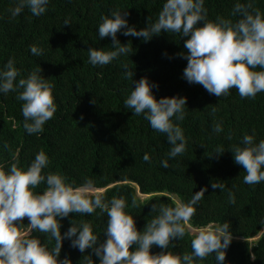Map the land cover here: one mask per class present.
Masks as SVG:
<instances>
[{
    "label": "trees",
    "instance_id": "trees-1",
    "mask_svg": "<svg viewBox=\"0 0 264 264\" xmlns=\"http://www.w3.org/2000/svg\"><path fill=\"white\" fill-rule=\"evenodd\" d=\"M163 3L164 0H50L41 16H33L25 8L11 17L9 9L15 6V0H0V67L14 57L19 79L40 66L42 75L55 85L57 106L42 133L28 134L21 112L24 102L16 99L18 92L0 93V162L10 165L15 157L18 166L26 168L43 150L50 160L44 171L62 173L77 185L90 178L94 188L104 189L106 200L125 197L126 211L133 215L138 231L158 214L152 211L153 204L157 209L160 204L175 206L172 196L187 202L206 187L184 237L171 241V248L164 251L190 253L196 234L188 226L200 229L227 222L232 240L223 264H264V182L245 184L244 168L234 162L229 149L246 133L254 131L257 141L264 139V92L255 98H241L233 88L229 95L217 97L202 85L189 83L183 78L187 60L178 55L187 53V37L164 31L147 42L118 32L117 39L122 44L130 42L132 53L102 67L88 62L89 48L111 47L110 37L99 39L97 34L101 16L112 10L126 11L129 25L139 30L154 22ZM235 3L236 0H205L208 19L221 16L235 22L239 19L231 14ZM252 6L264 12V0H253ZM65 19L70 23L64 24ZM33 44L43 49L41 56L31 54ZM122 64L132 69V79L124 78ZM141 77L158 85L152 89L156 99L186 98L185 119L179 123L187 145L185 152L175 158L167 157L171 145L166 137L123 104ZM215 121L222 122L219 134L212 131ZM218 147L224 151L215 153ZM145 153L150 162L144 161ZM163 159H168V168L162 167ZM217 181L225 185L224 189L211 186ZM45 187L42 183L36 191ZM229 192L234 203H229ZM107 219L99 209L91 215L69 213L60 219V231L63 234L72 223L90 222L102 243ZM28 223V217H24L22 230H27ZM30 236L38 237L48 247L55 245V240L45 233L32 230ZM134 247L130 246V251ZM160 251L156 245L150 249L152 253ZM86 255L93 264H99L92 249L80 252L71 246L70 239L63 240L60 259L67 256L72 264H87ZM200 264H216L215 254H209Z\"/></svg>",
    "mask_w": 264,
    "mask_h": 264
},
{
    "label": "clouds",
    "instance_id": "clouds-1",
    "mask_svg": "<svg viewBox=\"0 0 264 264\" xmlns=\"http://www.w3.org/2000/svg\"><path fill=\"white\" fill-rule=\"evenodd\" d=\"M49 3L50 0H15V6L9 12L11 17H16L27 8L38 17L47 11ZM252 3L253 0H236L231 14L239 19L233 22L221 16L208 19L205 0H164L154 22H148L139 30L129 25L126 11L112 10L100 17L97 29L99 39L111 38V47L89 48L88 62L94 67H102L132 53L130 42L122 44L117 39L118 32L140 37L145 42L162 31L178 34L187 37L184 41L187 53H178L187 60L184 79L202 85L209 94L217 97L227 96L229 90L235 88L241 98H255L257 93L264 92V12L253 8ZM69 23L65 19L64 24ZM30 52L41 56L43 49L33 44ZM121 67L125 69L124 78L132 79V69L127 64ZM20 75L14 57H9L0 67V93L18 92L16 99L24 102L21 112L25 131L28 134L42 133L45 123L56 112L55 85L42 75L40 66L26 77L17 79ZM157 86L147 77H141L135 81L123 104L133 115H142L154 131L166 137L171 145L167 157L171 159L186 150L187 141L179 123L185 119L186 98L156 99L152 89ZM215 111L213 108L212 112ZM212 131L221 133L222 122L215 121ZM255 136L254 131L246 133L238 144L229 148L234 162L244 168L243 182L249 185L264 182V139L257 141ZM223 151L218 147L215 153ZM143 159L150 162L149 154L145 153ZM168 159L161 160L162 167H169ZM13 160L10 165L7 161L0 162V264H72L67 256L59 258L65 238L70 239L71 246L80 252L92 249L99 257V264H200L213 253L216 264H223L225 260V250L232 240L227 222L200 229L191 240L190 253L164 251L171 248V241L184 237L186 225L196 213L206 187L195 192L187 202L177 201L175 206L160 204L157 209L153 204L152 211L158 214L142 231H138L133 215L126 211L125 197L113 196L106 200L102 190H94L90 178L77 185L62 173L44 171L50 160L43 150L36 153L26 168L19 167L15 157ZM42 183L46 187L36 191ZM211 186L221 190L225 187L218 181ZM229 203H234L231 192ZM96 209L108 217L104 230L106 239L102 243L92 224L86 221L72 223L61 234V218L69 213L91 215ZM24 217L29 220L26 231L22 230ZM32 230L47 234L50 240H55V245L48 247L38 237H31ZM132 245L135 247L130 251ZM153 245L160 247L161 251L150 252ZM84 258L87 264H93L89 255Z\"/></svg>",
    "mask_w": 264,
    "mask_h": 264
},
{
    "label": "rangeland",
    "instance_id": "rangeland-1",
    "mask_svg": "<svg viewBox=\"0 0 264 264\" xmlns=\"http://www.w3.org/2000/svg\"><path fill=\"white\" fill-rule=\"evenodd\" d=\"M95 189H100V190H102V191H104V189L103 188H94V190ZM139 196H141V197H145V195H141V194H138ZM173 198H174V200L177 202V201H179L175 196H172ZM189 228H190V231H191V233L192 234H197L198 233V231L200 230V229H202V228H200V229H196V228H193V227H191V226H188ZM250 240H253V239H250Z\"/></svg>",
    "mask_w": 264,
    "mask_h": 264
}]
</instances>
